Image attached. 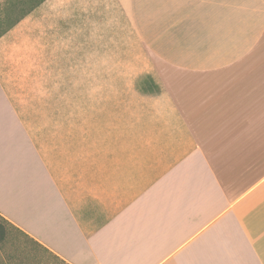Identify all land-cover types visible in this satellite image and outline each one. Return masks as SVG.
Returning a JSON list of instances; mask_svg holds the SVG:
<instances>
[{
  "label": "crops",
  "instance_id": "1",
  "mask_svg": "<svg viewBox=\"0 0 264 264\" xmlns=\"http://www.w3.org/2000/svg\"><path fill=\"white\" fill-rule=\"evenodd\" d=\"M100 3L153 87L105 63L83 82L98 118L59 122L58 71L5 36L0 219L66 264H264V0Z\"/></svg>",
  "mask_w": 264,
  "mask_h": 264
},
{
  "label": "rangeland",
  "instance_id": "2",
  "mask_svg": "<svg viewBox=\"0 0 264 264\" xmlns=\"http://www.w3.org/2000/svg\"><path fill=\"white\" fill-rule=\"evenodd\" d=\"M5 34L0 41L6 36L7 54L43 55V62L29 65L58 71L59 104L53 115L59 122L98 118V109L84 102L83 82L105 63L108 69L123 71L124 93L134 81L143 90L153 87L143 76L148 69L144 46L124 17L100 0H45ZM12 44L18 45L8 47ZM12 65L18 69L28 64ZM0 222L6 231L0 264H66L12 225Z\"/></svg>",
  "mask_w": 264,
  "mask_h": 264
},
{
  "label": "trees",
  "instance_id": "3",
  "mask_svg": "<svg viewBox=\"0 0 264 264\" xmlns=\"http://www.w3.org/2000/svg\"><path fill=\"white\" fill-rule=\"evenodd\" d=\"M44 1L45 0H0V38ZM5 235V227L2 222H0V243L4 240Z\"/></svg>",
  "mask_w": 264,
  "mask_h": 264
}]
</instances>
